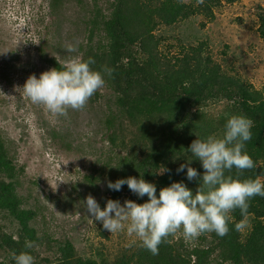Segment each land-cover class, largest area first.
I'll return each instance as SVG.
<instances>
[{"label": "rangeland", "instance_id": "374dc122", "mask_svg": "<svg viewBox=\"0 0 264 264\" xmlns=\"http://www.w3.org/2000/svg\"><path fill=\"white\" fill-rule=\"evenodd\" d=\"M113 2L60 0L53 8L51 0H0V137L17 169L15 183L23 207L37 212L32 225L40 238L35 248L42 264H56L66 243L73 244L78 255L98 260L147 250L135 235L105 230L84 205L89 194L101 208L108 199L141 203L131 193L112 196L107 177L93 183L88 179L98 176L106 160L120 151L110 146L106 130L105 121L114 106L112 89L105 83L84 109L69 110L67 117L54 116L33 104L22 89L33 73L39 78L54 68L49 59L63 62L68 55L66 44H78L77 54L83 58L91 39L105 43L104 32L95 29L91 35L90 25L98 10L101 21L109 16ZM262 14L264 0L223 2L215 7L213 19L202 13L172 24L157 23L145 45L164 69L177 71L184 56L196 58L191 65L194 68L201 59L203 67L217 66L223 74L242 78L264 95V40L259 31ZM235 107L233 101L211 98L194 107L189 119L194 124H207L211 118L233 114ZM116 126L121 139L139 134L138 123L117 122ZM259 177L264 179V168ZM260 221L264 224V218ZM248 223L244 238L252 232L255 219L249 216ZM19 230L18 222L0 210V264H15L2 245V236H17ZM170 237L178 253L208 248L209 241L202 235L186 242L181 230ZM218 254L207 257L205 264H233ZM191 264H197L195 257Z\"/></svg>", "mask_w": 264, "mask_h": 264}, {"label": "trees", "instance_id": "16d2710c", "mask_svg": "<svg viewBox=\"0 0 264 264\" xmlns=\"http://www.w3.org/2000/svg\"><path fill=\"white\" fill-rule=\"evenodd\" d=\"M238 0H204L202 5L181 3L180 0H114L109 16L99 19V10L92 19L90 34L95 29L104 32L105 43L101 40L87 42L83 59L92 57L95 69L104 66L114 69L111 76L105 75V83L114 94V106L106 118L107 137L111 147H118L117 156H111L101 166L98 176L88 179L93 183L101 177L108 181L134 176L154 183L157 195L161 188L174 181H183L195 192L198 181L187 179V168L177 172L179 166L191 157L187 150L192 141L197 139L195 133L203 138L213 132L222 131L227 119L234 114H244L253 120L252 138L246 142L245 150L251 155L256 168L246 170L242 178L260 176L264 162V95L252 84L242 78L223 74L217 66L210 69L203 67L202 60L191 67L196 58L184 56L183 65L172 71L164 69L150 48L146 47V38L151 35L157 23L172 24L195 14L205 13L214 18V9L223 2ZM60 0H51L56 8ZM260 36L264 40V14L261 15ZM193 59V60H192ZM49 62L54 68L59 67L56 59ZM195 69V70H194ZM220 98L233 101L236 112L228 116L211 118L207 124H194L189 119L193 108L201 106L206 100ZM197 115L201 116L200 108ZM117 122L138 123V136L120 138ZM192 167L203 174L202 163L192 160ZM167 169L163 174L159 170ZM141 172V173H140ZM235 172V170H233ZM17 169L0 137V210L7 211L19 224L17 236L4 234L2 245L10 253L19 254L26 250L25 240H31L34 248L28 250L35 257V264H42L35 248L39 241L37 229L32 225L37 212L23 207V201L16 189ZM117 197L123 192L131 193L125 184L120 191H113ZM136 195V194H135ZM141 203L147 196L138 197ZM235 222L242 219L239 209L233 213ZM249 216L255 219L252 232L243 237V233L234 229L224 237L216 233H205L208 248H195L190 254L178 253L171 239L161 243L158 255L149 250H138L132 256L122 254L114 259H91L78 255L71 243L61 247L62 255L58 264H191L193 257L197 264H205L207 257L218 252V257L233 264H264V197L256 196L250 200ZM14 237L16 239H14ZM56 263V264H57ZM55 264V263H54Z\"/></svg>", "mask_w": 264, "mask_h": 264}, {"label": "clouds", "instance_id": "9594fccd", "mask_svg": "<svg viewBox=\"0 0 264 264\" xmlns=\"http://www.w3.org/2000/svg\"><path fill=\"white\" fill-rule=\"evenodd\" d=\"M186 3L187 0H180ZM202 5L204 0H196ZM36 43V42H35ZM68 54L59 67L42 72L37 78L30 75L23 85V94L33 103L43 106L54 116L67 117L69 110L79 111L86 107L89 99L105 85L104 76H111L114 69L107 66L95 69V60L78 55V44L69 43L64 47ZM253 120L244 114L231 115L222 131L193 140L187 149L191 157L181 164L177 172L187 168V179L197 180L193 192L183 181H174L160 189L154 183L140 177L129 176L108 181L107 187L120 191L127 184L138 197H148L144 203L127 199H108L101 208L94 196L89 194L84 201L90 217L99 221L110 233L126 231L135 235L142 246L153 255H158L159 246L168 237L182 230L186 242L193 241L205 233H216L224 237L234 229L243 233L249 227L250 200L264 197V179L259 176L242 178L246 170L256 168L251 155L245 150L246 142L252 138ZM198 159L204 169L201 175L191 166ZM235 170V172H233ZM167 169L159 170L163 174ZM239 209L242 219L235 222L232 213ZM14 239H16L14 237ZM26 250L13 252L15 264H35L30 251L34 248L31 240H25Z\"/></svg>", "mask_w": 264, "mask_h": 264}]
</instances>
